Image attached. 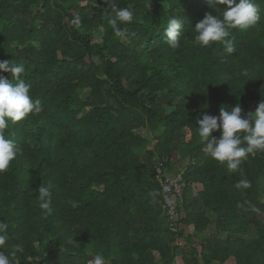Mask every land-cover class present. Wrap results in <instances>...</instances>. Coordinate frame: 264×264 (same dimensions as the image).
Returning a JSON list of instances; mask_svg holds the SVG:
<instances>
[{"label": "trees", "instance_id": "16d2710c", "mask_svg": "<svg viewBox=\"0 0 264 264\" xmlns=\"http://www.w3.org/2000/svg\"><path fill=\"white\" fill-rule=\"evenodd\" d=\"M113 2L133 11L128 39L115 37L105 0H0V61L25 65L43 107L5 130L20 154L0 174L3 251L13 264H90L96 254L108 264H264V152L232 172L197 130L221 106L247 116L264 101V0L257 26L231 30L232 54L194 43L195 25L226 5ZM174 15L185 30L178 49L164 32ZM160 176L181 178L176 224ZM243 179L249 188L236 186ZM42 184L53 185L50 215Z\"/></svg>", "mask_w": 264, "mask_h": 264}, {"label": "clouds", "instance_id": "9594fccd", "mask_svg": "<svg viewBox=\"0 0 264 264\" xmlns=\"http://www.w3.org/2000/svg\"><path fill=\"white\" fill-rule=\"evenodd\" d=\"M115 12V17L109 21L115 37L125 40L129 38L127 25L133 22V11L131 7H117L113 0H105ZM215 7L226 5L222 15L213 16L210 13L199 21L195 27L194 43L201 47H212L222 45L225 52L232 54L235 51L234 37L231 30H247L257 26L261 21V9L255 0H208ZM70 23L75 27L81 26V18L76 15ZM184 27L180 16H172L167 22L164 30L167 44L172 49L181 47V39ZM131 35H134L132 33ZM231 37V38H230ZM23 63L13 61H0V72L10 73L12 80L0 76V174L7 172L12 163L20 154V148L16 142L5 135V130L10 124L25 121L30 115H36L43 111L41 101L33 100L30 90L31 84L23 78L25 73ZM247 76L248 73L244 72ZM239 104L227 108L221 106L219 117L203 114L197 120L199 127L198 135L205 145L204 150L210 154L212 159L222 165H226L229 171L235 172L240 165L247 160L248 156L257 152H264V101H262L255 113L242 115ZM221 131L220 139H216L213 133ZM238 188L247 189L251 186L247 179L240 180L236 185ZM53 185L42 184L39 188V207L44 215L53 212ZM252 210L256 211L255 206ZM9 240V225L0 222V264H13V260L3 249ZM23 252V249H19ZM15 252L12 254L15 256ZM31 260V259H29ZM90 264H108L102 254L93 256Z\"/></svg>", "mask_w": 264, "mask_h": 264}, {"label": "built area", "instance_id": "2783aa9c", "mask_svg": "<svg viewBox=\"0 0 264 264\" xmlns=\"http://www.w3.org/2000/svg\"><path fill=\"white\" fill-rule=\"evenodd\" d=\"M181 178L174 177H159V182L162 187L163 209L172 224H176L180 219V212L177 209L176 200L181 193ZM35 264V263H34Z\"/></svg>", "mask_w": 264, "mask_h": 264}, {"label": "rangeland", "instance_id": "374dc122", "mask_svg": "<svg viewBox=\"0 0 264 264\" xmlns=\"http://www.w3.org/2000/svg\"><path fill=\"white\" fill-rule=\"evenodd\" d=\"M141 133L145 136V137H147L148 139H150V136H149V134L145 131V130H141ZM262 201H264V197L262 198ZM184 214V213H183ZM188 232H190V229H188L187 230V234H188ZM181 243L182 244H185V241L184 240H181ZM194 244V243H193ZM192 244V245H193ZM194 245H196L197 246V244H194ZM198 247V246H197ZM199 248V247H198ZM200 249V248H199ZM229 263H232V264H235V260H233V259H231L230 261H229Z\"/></svg>", "mask_w": 264, "mask_h": 264}, {"label": "crops", "instance_id": "0c3cea01", "mask_svg": "<svg viewBox=\"0 0 264 264\" xmlns=\"http://www.w3.org/2000/svg\"><path fill=\"white\" fill-rule=\"evenodd\" d=\"M188 234H189V232H188ZM234 260V259H233ZM230 261V260H229ZM229 261L227 262V264H232V263H229Z\"/></svg>", "mask_w": 264, "mask_h": 264}]
</instances>
